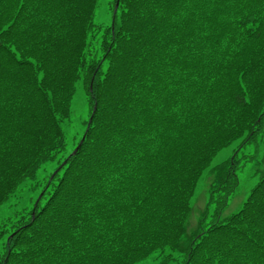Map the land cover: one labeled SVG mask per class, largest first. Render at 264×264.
<instances>
[{
    "label": "trees",
    "instance_id": "1",
    "mask_svg": "<svg viewBox=\"0 0 264 264\" xmlns=\"http://www.w3.org/2000/svg\"><path fill=\"white\" fill-rule=\"evenodd\" d=\"M213 2L225 4L227 7L213 8ZM179 5L180 0L177 7ZM230 8V0H206L204 5L189 13L194 24L190 35L186 30L173 33L165 29L167 34L161 36L164 40L161 47L165 49V59L175 55L172 49L179 51L178 45L188 49L183 57L176 56L172 61L174 67L171 75L167 77L173 85L170 91L180 101L181 107L173 117L163 118L167 123H156L154 133L152 129L148 130L149 135L154 134L156 137L153 145L145 142L143 146L132 150L130 157L109 158L101 161L97 168V184L94 186L97 192L96 208L98 212L104 207L105 212L100 215H97V212H86L85 219L90 221L96 216L102 221L100 231L105 233V237L112 234L114 238L117 219L126 221V224L120 225V237L127 239V245L121 246L119 255L112 254L109 249L111 259L117 264H136L138 261L154 258L152 252L157 248L159 264H179L175 256L165 255V248L178 251L179 245L176 241H179L181 236L185 237L181 244L187 245L189 239L198 234L208 238L209 234L215 233L221 238L222 245L226 246L231 225L239 215L238 212H229L228 209L240 182L237 173L241 171L243 162L241 163L237 154L216 165H212V162L221 149L234 142L249 128L255 129V125L251 124L247 117L232 119L234 110L231 114H226L229 112L226 102L220 99L217 93L222 82H226L225 76H231L230 71L225 72L226 63L229 67H239L246 65L248 60L257 65L264 61V41L256 37L255 33L251 36L234 37V40L239 41L236 45L240 49L238 52L231 45L222 50L214 40L201 35L202 22L207 19L215 22L217 18L210 17L207 13H216L221 20L230 19L233 16ZM224 13H227V17ZM260 13H264V4L257 3V19ZM41 16L43 20L40 23L44 28H51L64 37L63 45L58 50V67L51 73L56 80L54 105L59 103L61 107H71L72 97L75 96L78 86L76 74L87 69L83 84L86 97H89L88 108L94 111L96 104L91 101L90 96L96 92L97 81L105 75L104 65L99 63L96 57L104 52L109 63L116 59L124 45L125 33L118 25L109 29L106 24L92 23L93 17L88 14L87 8L80 4L73 7V0H57L54 4L47 3V0H23V5L21 0H0V27L13 22L19 25V29H13L12 39L21 35L20 29L31 34L32 25ZM196 20L201 23H196ZM212 31V26L209 25V35ZM28 43L30 51L41 52L31 41ZM193 48L196 49L195 52L191 51ZM189 57L192 59L189 60ZM93 65L95 67H91ZM180 65L194 67L192 75L195 79L191 76L186 79L187 74L183 68L177 71ZM222 72L225 76H221L220 82L216 81L214 74L219 75ZM193 88L196 91H193ZM197 101L199 103H196ZM17 104H21V107L17 108ZM136 107L138 110L149 111L143 105ZM4 109L6 111L0 115V209L27 179L32 184L33 195L38 193L39 196L42 193V196L36 206L38 197L35 200L30 197L31 208L25 205L1 228H17L20 233L18 239L24 240L25 243L29 240L27 233H34L35 229H39L41 235L35 237L34 243L28 244V259L31 264H81L85 257L79 255L81 249L78 244H82V241L64 243L61 235H66L67 230L63 228L57 235H52L48 228L57 224L55 217L59 213L55 207L46 212L40 204L47 199L49 204L59 205L66 197L78 195V173L83 174L78 158L88 147V139L85 138L79 152L68 159L66 166L52 179V174H47L46 167L39 175L34 171L29 174L30 169L42 163L61 159L60 153L64 152V148L61 147L59 152L54 148L49 149L50 144L59 146V141L51 137V125L43 123L48 113L34 102L31 77L27 69L15 75L13 84L4 96ZM217 116L220 117L219 120ZM226 124L228 127L224 126ZM21 129V135L17 136L16 132ZM86 131L87 128L85 133ZM89 131L88 129L86 137ZM40 132H44L48 138H37ZM261 132L262 130H256L255 135L251 136L246 144L256 141ZM26 150L34 151L33 155L31 154L33 157L18 161L20 154H24L23 151ZM141 152H151L152 156H141ZM8 157L10 165L7 164ZM10 168L12 169L9 173L3 175ZM206 171H216L218 180L212 185L210 198L201 210L195 228L191 230L190 218L195 210L191 199ZM258 173L259 179L264 177V159ZM105 192L108 193L107 202L102 199ZM117 192L122 195L114 196ZM111 204H117L119 210L110 207ZM81 210L84 211L83 208ZM134 211L135 216L132 215ZM84 227L90 225L85 223ZM88 239L91 241V236ZM57 241L60 243L57 244ZM101 243L105 241L102 240ZM61 246L63 250L59 255L49 251Z\"/></svg>",
    "mask_w": 264,
    "mask_h": 264
},
{
    "label": "snow or ice",
    "instance_id": "2",
    "mask_svg": "<svg viewBox=\"0 0 264 264\" xmlns=\"http://www.w3.org/2000/svg\"><path fill=\"white\" fill-rule=\"evenodd\" d=\"M56 2L57 0H47L49 4ZM205 2L206 0H180V5L177 7L178 0H73V7L80 4L87 8L88 14L93 17L92 23L100 24L106 20V27L111 29L114 25H118L125 33L124 45L116 59L109 63L104 52L96 57L99 63L104 65L105 73L97 81L96 92L91 93L90 96L91 101L96 104L97 111L88 108L89 97L78 101L76 96H73L71 107L68 105L61 107L59 103L54 105L56 80L51 73L58 67V50L63 45L64 37L51 28H44L40 23L43 20L42 16L32 25L31 34L20 29L21 35L15 39H12L11 33L14 28L19 29L18 24L6 23L0 27V115L6 111L4 96L9 86L13 84L15 75L27 69L31 77L34 102L48 113L43 123L51 125L49 129L51 137L59 141V146L50 144L49 149L54 148L59 152L62 147L65 150L60 153L62 159L59 165L42 163L30 169L29 174L34 171L39 175L45 167L59 171L66 166L67 160L79 151L77 146L83 143V138L88 139V147L78 158L83 169V174L78 173L80 176V187L76 189L78 195L72 198L66 197L59 205L49 204L47 199L40 204L46 212L55 207L56 212L59 213L55 217L57 224L48 228L52 235H57L63 228L67 230L66 235H61L64 243L82 241V244H78L81 249L79 255L85 257L81 264H117L111 259L109 249L112 254L119 255L121 246L128 243L127 239L120 237V225L126 224V221L117 219L114 238L112 234L105 237V233L100 231L102 221L96 216L90 221L85 219L86 212H97V192L94 187L97 184L95 179L97 168L101 161L109 158L130 157L132 150L143 146L145 142L153 145L156 137L154 134L149 135L148 130L152 129L154 133L156 123H167L168 121L163 118L177 114L181 104L170 91L173 85L169 83L167 77L171 75L174 67L172 61L176 56L183 57L188 49L178 45L179 51L172 49L175 55L165 59V49L161 47L164 40L161 36L167 34L165 29L173 33L186 30L190 35V29L194 24L193 17L189 13L200 8ZM257 3L264 4V0H230V10L233 12L230 19L221 20L218 14L210 11L206 15L217 18L215 22L212 19L202 22L201 35L214 40L217 47L222 50L231 45L237 52L240 50L236 47L239 41L234 40L237 35L251 36L255 33L256 37L264 41V13L259 14V19L256 18ZM21 4L23 5V0ZM109 4H111L110 8ZM212 7H227V5L213 2ZM105 11L106 17H102ZM223 15L227 17V13ZM64 23L67 24V21ZM196 23L201 21L196 20ZM209 25L213 30L211 35H209ZM29 41L41 49V52L30 51ZM191 51L195 52L196 49L193 48ZM191 59L189 57V60ZM180 68L186 72V79L189 76L195 79L192 75L194 67L180 65L177 71ZM87 71L85 69L76 74L78 91L83 87L82 81ZM229 71L230 77L225 76L223 72L219 75L214 74L218 82L221 81V76H225L226 82H222L217 95L226 102L229 110L226 114H231L234 110L232 119L247 117L251 120V124L255 125V129L249 128L244 131L243 135H239L229 147L228 155L232 156L234 151H238L248 143L256 130L264 131V61L257 65L252 60H248L246 65L242 64L239 67H229L226 63L225 72ZM193 91H196L195 88ZM196 94L199 95L198 92ZM139 105H143L149 111L138 110L136 106ZM16 107H21V104H17ZM217 119L219 120L220 117L217 116ZM81 123H84V127H81ZM224 126L228 127L227 124ZM85 128L90 130L87 137ZM22 131L23 129L18 130L16 135H21ZM40 137L48 138L44 132L39 133L37 138ZM142 137L145 139H141ZM55 154L54 152L53 155ZM140 155L151 157L152 153L141 152ZM261 158L264 159V146L261 148ZM51 174L50 171L48 175ZM237 175L239 176L240 173ZM239 183L243 189V177ZM238 194L239 215L231 225L226 246L222 245L221 238L215 233L209 234L208 238L198 234L190 238L187 245L181 244L185 239L181 236L180 240L176 241L179 250L171 251L166 247L165 255L169 257L175 255L179 264H264V177L250 185L244 193ZM113 195L119 196L122 193L117 192ZM102 199L108 201L107 192L103 193ZM45 205L48 207L46 208ZM109 206L119 210L117 204ZM29 207L31 208V205ZM104 212V207H101L97 215ZM132 215L135 216L136 212L134 211ZM85 223L90 227H84ZM93 233L99 235H92ZM19 235L15 227L10 230L0 228V264H26V262L31 264L28 259V244L34 243L35 237L40 236L41 233L39 229H35L34 233L28 232L27 243L18 239ZM89 236L91 241L88 239ZM102 240L105 243L102 244ZM62 250L61 246L49 251L59 255ZM158 252L157 248L152 252V256H156ZM137 264H151V262L138 261Z\"/></svg>",
    "mask_w": 264,
    "mask_h": 264
},
{
    "label": "rangeland",
    "instance_id": "3",
    "mask_svg": "<svg viewBox=\"0 0 264 264\" xmlns=\"http://www.w3.org/2000/svg\"><path fill=\"white\" fill-rule=\"evenodd\" d=\"M102 17H106V11L102 13ZM104 21H106V20H104ZM82 85H83V87L80 88L79 91L76 90L75 96H76L78 101H82L84 99V97H86L85 87H84L83 81H82ZM77 89H78V86H77ZM82 125H83V123H81V127H84ZM233 144H234V142L227 145L226 147H224L223 149H221L217 153L216 158L213 160V165L215 163L224 162V161L230 159L231 157H233L235 151L233 152L232 156L228 155V149ZM262 146H264V131H262V134L259 136V140L257 143L253 142L250 144V146H247L246 148H240L237 151L238 157H240L241 162H243L244 161L243 155L248 154V153H254L257 149H259V153L257 154V158H261ZM28 151L27 150L23 151L24 154L23 153L20 154V158L18 159V161H21L22 158H23V160H27L29 157H31L33 155L32 153L34 151H31V150H28ZM27 153L29 155H26ZM21 155H23V156H21ZM8 159H7V162H8L7 164L10 165V158L8 157ZM46 164L55 165L53 162H46ZM46 168L48 170H52L50 167H46ZM11 169L12 168H10L8 171H6L3 175H7ZM241 177H243V189H241V187L239 186V188L234 193L233 198L231 200V206L228 209L229 212H237V208L239 207V204L237 203V201L240 199V196L238 193H244L245 190H247L250 185H252L254 182L259 180V177L255 176V160L252 162H249V163H244L243 169L240 172V181H241ZM217 180H218V178H217V172L216 171H214V172L209 171L201 178V180L198 184V188L196 189L195 195L191 201L192 206L194 208H196V210L194 212H192V214H191L192 217L190 218L191 230H193L195 228L196 221H197L198 217L200 216V212L203 209V207L205 206L204 204L208 201V198L210 196L211 186L213 184H216ZM29 183H30V180H25L20 185V188H22V189L19 188L15 192V194L10 198L9 207L8 208L2 207L0 209V228L4 223L8 222L11 218H13L15 216L16 212L23 209V206H25V205L30 206L31 205L30 197L32 198V200L36 199L38 193L30 196V193L28 192ZM196 204H197V206H196ZM197 208H199V209H197ZM149 260H150L151 264H156V262H157V261H154L153 259H147L144 261L148 262Z\"/></svg>",
    "mask_w": 264,
    "mask_h": 264
}]
</instances>
